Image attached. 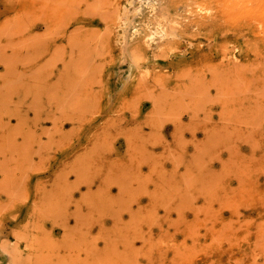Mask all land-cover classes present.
I'll use <instances>...</instances> for the list:
<instances>
[{
    "label": "rangeland",
    "instance_id": "obj_1",
    "mask_svg": "<svg viewBox=\"0 0 264 264\" xmlns=\"http://www.w3.org/2000/svg\"><path fill=\"white\" fill-rule=\"evenodd\" d=\"M2 165L0 264H264V0H0Z\"/></svg>",
    "mask_w": 264,
    "mask_h": 264
},
{
    "label": "bare ground",
    "instance_id": "obj_2",
    "mask_svg": "<svg viewBox=\"0 0 264 264\" xmlns=\"http://www.w3.org/2000/svg\"><path fill=\"white\" fill-rule=\"evenodd\" d=\"M188 1H189V0H188ZM193 1H194V0H193ZM169 2H170V0H169ZM172 2H173V1H172ZM163 5H164V4H163ZM167 5H168V4H167ZM165 6H166V5H165ZM168 6H169V5H168ZM156 10H157V9H156ZM158 12H159V11H158ZM168 12H169V11H168ZM170 12H171V11H170ZM156 13H157V12H156ZM159 13H160V12H159ZM172 13L174 14V12H172ZM160 14H162V13H160ZM162 15H163V14H162ZM160 16H161V15H160ZM217 16H218V15H217ZM161 17H162V16H161ZM173 17H174V16H173ZM175 17H176V15H175ZM159 18H160V17H159ZM162 18H164V16H163ZM165 18H166V16H165ZM170 18H171V17H170ZM216 18H217V17H216ZM171 19L173 20V18H171ZM164 20H165V19H164ZM217 21H218V20H217ZM219 21H220V20H219ZM195 23H196V22H195ZM213 23H215V22H213ZM217 23H218V22H217ZM197 24H198V23H197ZM197 24H196V25H197ZM204 24H205V23H204ZM187 25H188V24H187ZM194 25H195V24H194ZM198 25H199V24H198ZM205 25H206V24H205ZM221 25H222V24H221ZM190 26H191V25H190ZM192 26H193V25H192ZM211 26H212V25H211ZM216 26H217V25H216ZM186 27H187V26H186ZM186 27H185V28H186ZM203 27H205V26H203ZM203 27H202V28H203ZM190 28H191V27H190ZM195 28H198V27H195ZM219 28H220V27H219ZM204 29H205V28H204ZM214 29H215V28H214ZM220 29H221V28H220ZM195 31H197V30H195ZM191 32H192V30H191ZM170 33H171V32H170ZM172 33H173V32H172ZM173 34H174V33H173ZM164 35H165V34H164ZM205 35H206V34H205ZM165 36H166V35H165ZM171 36H174V35H171ZM171 36H170V37H171ZM207 36H208V35H207ZM168 37H169V36H168ZM170 37H169V38H170ZM199 37H200V36H199ZM209 37H210V36H209ZM166 38H167V36H166ZM187 38H188V37H187ZM213 38H214V37H213ZM137 39H138V38H137ZM176 39H177V38H176ZM176 39H175V40H176ZM204 39H205V38H204ZM220 39H221V38H220ZM177 40H178V39H177ZM183 40H184V39H183ZM207 40H208V39H207ZM221 40H223V39H221ZM221 40H220V41H221ZM226 40H227V39H226ZM203 41H204V40H203ZM136 42H137V41H136ZM179 42H180V40H179ZM166 43H167V42H166ZM175 43H176V41H175ZM175 43H174V44H175ZM164 44H165V43H164ZM160 45H163V44H160ZM165 45H166V44H165ZM168 45H169V44H168ZM168 45H167V46H168ZM229 45H231V44H229ZM167 46H165V47L167 48ZM170 46H171V45H169V47H168L167 49L172 48V47H170ZM180 46H181V45H180ZM163 47H164V45H163ZM165 47H164V48H165ZM226 47H227V46H226ZM164 48H163V49H164ZM175 48H176V47H175ZM143 49H144V48H143ZM163 49H161V50H163ZM144 50H145V49H144ZM175 50H176V49H175ZM142 52H143V51H142ZM83 54H84V53H83ZM204 54H206V53H203L202 55H204ZM143 55H144V54H143ZM167 55H168V54H167ZM222 55H223V54H222ZM225 55H226V54H225ZM78 56H79V55H78ZM139 57H140V56H139ZM203 57H205V56H203ZM209 57H210V56H209ZM209 57H208V58H209ZM81 58H82V57H81ZM84 58H85V57H84ZM224 58H225V57H224ZM78 59H79V60H78ZM103 59H104V58H103ZM75 60H76V59H75ZM75 60H74V62H75L76 64H75V63H73V64L77 65L78 61H80L81 59L78 57V58H77V62H76ZM88 60H89V59H88ZM205 60H206V59H205ZM219 60H220V59H219ZM221 60H222V59H221ZM224 60H225V59H224ZM81 61H83V58H82ZM86 61H87V60H86ZM104 61H105V60H104ZM209 61H210V60H209ZM217 61H218V60H217ZM235 61H236V60H235ZM72 62H73V60H72ZM83 62H85V59H84ZM101 62H102V60H101ZM101 62H100V64L102 65ZM211 62H212V61H211ZM221 62H222V61H221ZM221 62H220V63H221ZM238 62H239V61H238ZM241 62H242V61H241ZM85 63H86V62H85ZM239 63H240V62H239ZM243 63H244V62H243ZM70 64H71V63H70ZM73 64H72V65H73ZM83 64H84V63H83ZM87 64H88V63H87ZM97 64H99V63H96V65H97ZM72 65H71V66H72ZM75 65H73V66H75ZM195 65H196V64H195ZM221 65H222V64H221ZM79 66H81V65H79ZM97 66H98V65H97ZM223 66H224V65H223ZM77 67H78V66H77ZM81 67H82V66H81ZM101 67H102V66H101ZM217 67H218V66H217ZM83 68H84V66H83ZM85 68H86V67H85ZM206 68H207V67H206ZM206 68H205V69H206ZM215 68H216V67H215ZM229 68H231V67H229ZM229 68H227V69H229ZM210 69H211V68H210ZM217 69H218V68H216V70H217ZM221 69H222V68H221ZM224 69H225V68H224ZM76 70H77V69H76ZM207 70H208V69H207ZM80 71H81V70H80ZM204 71H205V70H204ZM219 71H220V69H219L217 72L219 73ZM224 71H225V70H224ZM215 72H216V71H215ZM217 72L215 73V75L213 74V75H214V78H215V76H217V75H216ZM220 72H221V71H220ZM229 72H230V71H229ZM231 72H232V69H231ZM231 72H230V73H231ZM233 72H234V71H233ZM77 73H79V72H77ZM223 73H224V72H223ZM234 73H235V72H234ZM231 74H232V73H231ZM231 74H230V75H231ZM192 75H193V74H192ZM210 75H211V74H210ZM210 75H209V76H210ZM220 75L222 76L223 74H222V73H219V75H218L219 79H220V77H221ZM194 76H195V74H194ZM204 76H205V75H204ZM204 76L201 75V79H202V77H204ZM209 76H208V77H209ZM226 76H227V75H226ZM231 76H233V75H231ZM236 76H237V75H236ZM195 77H196V76H195ZM197 77H198V78H197ZM197 77H196L197 79H200V78H199V77H200L199 74H198ZM218 77H217V78H218ZM210 78H211V77H210ZM210 78H208V79L210 80ZM212 78H213V76H212ZM223 78H226V77H224V75H223ZM223 78H222V80H223ZM228 78H229V77H228ZM236 78H239V77L237 76ZM236 78H235V79H236ZM189 79H190V76H188V81H189ZM229 79H230V78H229ZM231 79H234V78H231ZM231 79H230V80H231ZM203 80H204V79H203ZM213 80L215 81L216 79H213ZM213 80H212V81H213ZM239 80H240V79H238V81H239ZM242 80H244V79H242ZM242 80H241V81H242ZM195 81H197V80H196V79L193 80V82H195ZM217 81H218V80H217ZM219 81H220V80H219ZM149 82H150V81H149ZM199 82H200V80H199ZM215 82H216V81H215ZM225 82H226V81H224V83H225ZM231 82H232V80H231ZM233 82L235 83V81H233ZM242 82H244V81H242ZM189 83H191V80H190ZM197 83H198V82H197ZM201 83H203V81H202ZM209 83H210V81H209ZM209 83H208V84H209ZM218 83H219V82H218ZM220 83H221V82H220ZM220 83H219V84H220ZM224 83H222V84H224ZM236 83H237V80H236ZM238 83H239V82H238ZM156 84H157V82H156ZM193 84H194V83H193ZM222 84H221V86H222ZM242 84H243V83H242ZM191 85H192V84H191ZM198 85H200V84H197L196 86H198ZM202 85H203V84H202ZM216 85H218V84L216 83ZM216 85H214V87H215ZM224 85H225V84H224ZM234 85H238V84H234ZM221 86H220V87H221ZM225 86H226V85H225ZM229 86H230V85H229ZM22 87H23V86H22ZM151 87H152V86H151ZM190 87H192V86L189 85L188 90L190 89ZM193 87H194V85H193ZM223 87H224V86H223ZM223 87H222V88H223ZM211 88H212V87H211ZM211 88H210V89H211ZM193 90L196 91L197 88H196V90H195V88H194ZM193 90H192V91H193ZM214 90H215V89H214ZM194 91H193V93H194ZM208 91H209V90H208ZM224 91H225V90H224ZM224 91H222V93H221V92H220V93L223 94ZM230 91H231V88H230ZM27 92H28V90H27L26 88H20L17 92H15V93H16L15 96H16L19 100H20V99L23 100V101H22V104H24V102H25V97L27 96ZM188 92H189V91H188ZM196 92H197V91H196ZM196 92H195V93H196ZM218 93H219V92H218ZM189 94H190V93H189ZM191 94H192V92H191ZM207 94H208V92H207ZM216 94H217V93H216ZM194 95H195V94H194ZM208 96H209V94H208ZM195 97H196V96H195ZM237 97H238V95H237ZM238 98H239V97H238ZM190 99H192V98H190ZM200 99H201V98H200ZM243 99H244V98H243ZM13 100H14V98H13L12 96H9V98L5 97V100L3 101V104H1V105H2V106H7V104H9L10 102H12ZM229 100H230V103H231L232 98L229 99ZM192 101H193V100H192ZM232 101H233V100H232ZM245 101H246V100H245ZM193 102H194V101H193ZM194 103H195V102H194ZM204 103H205V102H204ZM228 103H229V102H228ZM228 103H227V104H228ZM244 103H245V102H244ZM198 104H199V103H198ZM201 104H202V102H201ZM201 104H200L199 106H201ZM232 104H233V103H232ZM241 104H242V103H241ZM60 105H61V102H60ZM62 105H63V104H62ZM228 105H229V104H228ZM50 106H51V105H50ZM57 106H58V105H57ZM192 106H193V105H192ZM51 107H53V106H51ZM190 107H191V106H190ZM202 107H203V106H202ZM204 107H205V106H204ZM243 107H244V105H243ZM58 108H59V107H58ZM58 108H57V109H58ZM61 108H62V106H60V109H61ZM232 108H233V107H232ZM55 109H56V108H55ZM62 109H63V108H62ZM234 109H235V108H234ZM201 110H202V108H201ZM47 111H49V110H47ZM51 111H52V110H51ZM58 111H59V110H58ZM60 111H61V110H60ZM40 112H42V110H40ZM48 113H50V112H48ZM51 113H52V112H51ZM51 113H50V114H51ZM50 114H49V115H50ZM19 115H21V114H19ZM40 115H41V114H36V119H37V118L40 119V117H39ZM24 136H25V134H24ZM26 136H27V134H26ZM53 136H54V134H53ZM53 136L51 137V139H52V141L54 142V137H53ZM23 143H24V142H23ZM42 157H43V156H42ZM42 157H41V158H42ZM3 163H4V162H3ZM2 166H3V165H2ZM2 166H1V167H2ZM5 166H6V165H4L3 168H0V169H1L2 173L6 174V175H9L10 173H9L8 171H6ZM8 168H9V167H7V169H8ZM4 169H5L6 172L4 171ZM8 170H9V169H8ZM119 175H120V174L118 173L117 176L120 177ZM113 178H114V177H113ZM121 178H122V177H121ZM129 178H131V176H130ZM136 178H138V177H136ZM136 178H135V179H136ZM140 178H141V177H140ZM140 178H138V180H141ZM114 179H115V178H114ZM117 179H118V178H117ZM162 180H163V179H162ZM12 181H13V180H12ZM16 181H17V180H16ZM113 181H115V180H113ZM142 182H143V180H142ZM142 182H141V183H142ZM104 184H106V183H104ZM139 185H140V183H139ZM142 185H143V183H142ZM144 185H145V184H144ZM144 185H143V186H144ZM20 189H21V188H20ZM11 190H12L13 193H14V190H13V189H11ZM17 190H19L18 187H17ZM58 190H59V189H58ZM58 190H57V191H58ZM9 191H10V190L8 189V192H9ZM60 191H63V192L67 191V192H68L67 189L60 190ZM144 191H145V190H144ZM1 192H2V191H1ZM4 192H5V191L3 190V193H4ZM16 192H17V191H16ZM16 192H15V193H16ZM6 193H7V192H5V194H6ZM9 193H10V192H9ZM9 193H7L8 196H9ZM13 193H12V195L10 194V196H12V197H13V196H16V195H14L15 193H14V194H13ZM7 194H6V195H7ZM16 194H17V193H16ZM1 195H2V194H1ZM12 197H11V198H12ZM69 198H70V196H69ZM160 199H161V200H165V198H163L162 195H161V198H160ZM2 200H3V199H2ZM69 200H70V199H69ZM92 202H93V201H92ZM5 203H6V202H5ZM35 203H36V202H35ZM3 204H4V203H2L1 205H3ZM37 204H38V203H37ZM39 204H40V203H39ZM61 204H62V203H61ZM58 205H60V203H59ZM39 207H41V206H39ZM2 208H3V207H2ZM40 210H41V209H40ZM36 239H37V238H36ZM61 250H62V249H61ZM86 250H87V249H86ZM87 251H88V250H87ZM60 252H61V251H60ZM56 253H58V252H56ZM56 253H54V254H56ZM54 254H53V255H54ZM59 254H60V253H59ZM78 254H79V253H78ZM78 254H77V255H78ZM68 255H69V254H68ZM79 255H80V254H79ZM51 256H52V255H51ZM54 256H55V255H54ZM57 256H58V255H57ZM60 256H61V255H60ZM75 257H76V256H75ZM75 257H74V258H75ZM54 258H55V257H54ZM58 258H60V257H58ZM61 258H62V257H61ZM61 258H60V259H61ZM69 259H70V258H69ZM76 259H77V258H76ZM53 260H54V259H53ZM72 260H73V259H72ZM74 260H75V259H74ZM74 260H73V261H74ZM47 261H48V260H47ZM50 261H51V260H50ZM48 262H49V261H48ZM74 262H75V261H74ZM74 262H73V263H74ZM81 262H83V261H81ZM81 262H80V263H81ZM49 263H50V262H49ZM53 263H55V262H53ZM60 263H61V262H60ZM51 264H52V263H51ZM70 264H72V263L70 262ZM74 264H75V263H74ZM81 264H83V263H81Z\"/></svg>",
    "mask_w": 264,
    "mask_h": 264
}]
</instances>
